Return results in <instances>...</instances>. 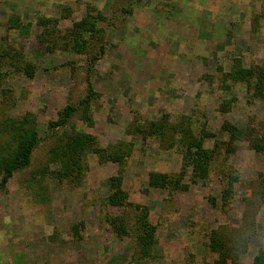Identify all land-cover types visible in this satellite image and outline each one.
Wrapping results in <instances>:
<instances>
[{"label":"rangeland","instance_id":"rangeland-1","mask_svg":"<svg viewBox=\"0 0 264 264\" xmlns=\"http://www.w3.org/2000/svg\"><path fill=\"white\" fill-rule=\"evenodd\" d=\"M87 15L94 31L78 47L68 32ZM238 68L264 75V0H0V161L19 133L33 127L40 137L30 164L0 186V264H264V152L248 146L264 137V87L255 76L233 80ZM87 80L96 95L80 106ZM66 105L77 111L48 129ZM64 132L95 142L70 176L56 174L51 153ZM117 146L120 163L94 151ZM193 157L209 172L192 183ZM183 166L187 190L148 186L150 172ZM117 175L155 226L146 256L139 212L116 204ZM115 216L125 218L123 236Z\"/></svg>","mask_w":264,"mask_h":264},{"label":"trees","instance_id":"trees-1","mask_svg":"<svg viewBox=\"0 0 264 264\" xmlns=\"http://www.w3.org/2000/svg\"><path fill=\"white\" fill-rule=\"evenodd\" d=\"M82 18L80 21L73 23L72 30L69 31L68 36L73 38L77 43L78 47H81L78 44V41L81 39V33L84 31H94V20H91L90 16ZM103 47H100L99 53L103 52ZM7 58H13V56L8 53L5 55ZM98 59V55L95 53L92 54V57L89 60V65L94 64ZM258 69V68H257ZM257 69H245L238 68L233 70L229 75L234 80L247 79L250 76H255L257 78L256 89L262 91L264 85L263 79L264 75L259 73ZM31 66L27 65L23 71L27 76L31 77ZM260 70V69H259ZM87 94L84 99L79 102L80 106H86L90 103V100L96 95L93 86L89 80H87ZM77 111L76 106L66 105L59 112V119L54 123L48 124V129H53L56 126L64 125L67 123L68 119ZM28 118L24 119V124L28 122ZM159 124L153 123V130L157 133H164L166 120ZM10 126L14 128L16 126L14 121L8 122ZM20 124H23L22 122ZM23 124V125H24ZM228 131L231 134V138L235 139L242 133L241 130H238L234 127H228ZM186 141V155L189 157L192 154V147L195 145V138L191 136V131L186 128H183L180 132ZM40 141V137L37 131L32 127L31 129L24 130V132L19 133L15 139V147L10 152L9 156L3 158L0 161V186L3 187L6 185L8 179L16 171L22 170L30 164V158L32 152ZM94 137L89 134L82 133H63L60 138H58V145L51 150L54 159L57 158L60 162V170L56 174L61 176L72 175L75 170L80 169L79 165V155L84 151L85 146L89 144L94 145ZM248 146L250 149L255 152H264V137L258 139H248ZM94 151L97 153L99 158L103 160H110L113 162H121L123 159V152L117 147H110L103 149L100 147H94ZM209 167L206 160H203L200 157L192 158V171H191V182H196L198 179H204L208 176ZM185 174V167L183 166L182 170L178 174H166L159 172H150L148 175V186L152 188L164 189L166 191L175 192V191H185L189 188L187 184L182 182L183 175ZM236 177H229L228 187L225 190V198L230 197L232 193L233 182L236 181ZM111 188L115 190L116 193V204L120 207H133L139 213L136 217V228H137V237L136 245L139 247V250L142 255L146 256L150 253L154 243V234L155 226H153L148 221V210L145 207H142L137 204H133L127 200V194L122 188V177L121 175L114 176L110 178ZM110 223L113 226V230L119 236H123L127 233V223L125 218L122 216H115L110 218ZM215 241L214 239H212ZM216 244V241L214 242Z\"/></svg>","mask_w":264,"mask_h":264}]
</instances>
